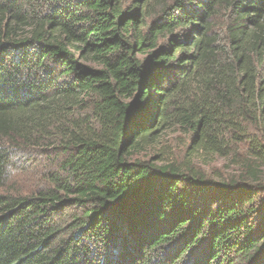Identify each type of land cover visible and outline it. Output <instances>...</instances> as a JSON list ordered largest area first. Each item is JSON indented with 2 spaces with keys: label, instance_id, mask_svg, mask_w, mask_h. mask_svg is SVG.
Masks as SVG:
<instances>
[{
  "label": "trees",
  "instance_id": "trees-1",
  "mask_svg": "<svg viewBox=\"0 0 264 264\" xmlns=\"http://www.w3.org/2000/svg\"><path fill=\"white\" fill-rule=\"evenodd\" d=\"M0 264H264V0H0Z\"/></svg>",
  "mask_w": 264,
  "mask_h": 264
},
{
  "label": "rangeland",
  "instance_id": "rangeland-1",
  "mask_svg": "<svg viewBox=\"0 0 264 264\" xmlns=\"http://www.w3.org/2000/svg\"><path fill=\"white\" fill-rule=\"evenodd\" d=\"M217 30L223 32L222 27ZM223 35V34H222ZM188 136L183 131L176 128L162 134L153 146L147 147L136 157L152 159L159 152L168 154L171 161L183 163L192 160L187 148L189 141ZM47 146H44V149ZM40 148H33L25 156L15 159V165L11 168L9 179L5 186V191L12 193L28 194L36 191L37 188L44 187L47 184V170L52 166V160L55 159L56 153L51 148L46 152H41ZM193 161L196 166L200 167L206 174L213 179L221 176H229L238 170V167L223 157L215 155L212 158L205 157L203 153L194 155ZM231 164V165H230Z\"/></svg>",
  "mask_w": 264,
  "mask_h": 264
}]
</instances>
